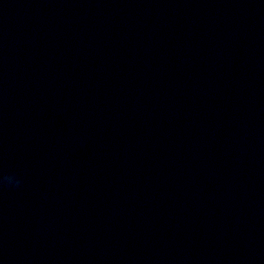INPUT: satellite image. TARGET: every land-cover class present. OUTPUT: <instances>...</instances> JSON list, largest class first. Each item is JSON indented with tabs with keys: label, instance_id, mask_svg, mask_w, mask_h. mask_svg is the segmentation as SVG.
I'll list each match as a JSON object with an SVG mask.
<instances>
[{
	"label": "water",
	"instance_id": "obj_1",
	"mask_svg": "<svg viewBox=\"0 0 264 264\" xmlns=\"http://www.w3.org/2000/svg\"><path fill=\"white\" fill-rule=\"evenodd\" d=\"M0 264H264V0H0Z\"/></svg>",
	"mask_w": 264,
	"mask_h": 264
}]
</instances>
